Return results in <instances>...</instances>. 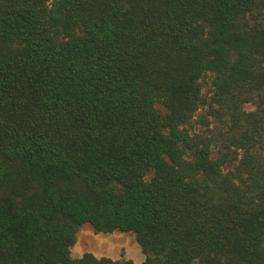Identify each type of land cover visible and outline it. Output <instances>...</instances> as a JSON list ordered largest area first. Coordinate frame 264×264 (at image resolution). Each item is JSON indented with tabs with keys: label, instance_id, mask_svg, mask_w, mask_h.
Segmentation results:
<instances>
[{
	"label": "trees",
	"instance_id": "trees-1",
	"mask_svg": "<svg viewBox=\"0 0 264 264\" xmlns=\"http://www.w3.org/2000/svg\"><path fill=\"white\" fill-rule=\"evenodd\" d=\"M264 264V0H0V264Z\"/></svg>",
	"mask_w": 264,
	"mask_h": 264
},
{
	"label": "rangeland",
	"instance_id": "rangeland-1",
	"mask_svg": "<svg viewBox=\"0 0 264 264\" xmlns=\"http://www.w3.org/2000/svg\"><path fill=\"white\" fill-rule=\"evenodd\" d=\"M92 253L98 258L116 261L132 260L141 264L146 260L134 233H97L91 225L80 228L76 245L71 249L73 258H81Z\"/></svg>",
	"mask_w": 264,
	"mask_h": 264
}]
</instances>
